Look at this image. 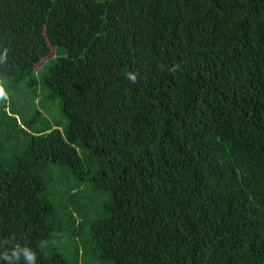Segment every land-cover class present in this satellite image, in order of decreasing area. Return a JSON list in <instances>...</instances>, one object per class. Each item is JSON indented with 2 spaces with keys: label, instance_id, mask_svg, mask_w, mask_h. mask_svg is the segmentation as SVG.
<instances>
[{
  "label": "trees",
  "instance_id": "trees-1",
  "mask_svg": "<svg viewBox=\"0 0 264 264\" xmlns=\"http://www.w3.org/2000/svg\"><path fill=\"white\" fill-rule=\"evenodd\" d=\"M5 50L0 264H264V0H0Z\"/></svg>",
  "mask_w": 264,
  "mask_h": 264
},
{
  "label": "rangeland",
  "instance_id": "rangeland-1",
  "mask_svg": "<svg viewBox=\"0 0 264 264\" xmlns=\"http://www.w3.org/2000/svg\"><path fill=\"white\" fill-rule=\"evenodd\" d=\"M55 55V49L53 47L50 48V52L48 54L47 57L41 59V61L35 66V69H38L41 65H43L46 60L50 57H53ZM49 62V61H48ZM48 62L46 64H48ZM43 65V67L41 68V70H35L34 71V75L35 77L37 78V85H30V86H24L27 88V91H31L33 93V91L35 92H40L41 90V82L39 81V75L42 74L45 69H46V66L47 65ZM33 90V91H32ZM33 99V97H30L29 95H26V101H31ZM34 101L36 102L37 105V108L41 111L42 115L44 117H46L51 123H56L59 125V128L60 129H63L64 126H66V124L68 123V119L66 118V116L63 114L62 110H61V103H60V99L59 98H55V99H45L43 100V103L42 104H39L38 101H39V96H37ZM26 116H29V112H26L25 113ZM31 117V115H30ZM58 172H62V173H66V174H70L69 173V169L67 167H64V166H59L58 168ZM83 188L80 187V190ZM105 199L104 196H101L98 195V197L95 198V203L97 205H101L100 202H102L103 200ZM98 208L100 206H97ZM92 213V212H91ZM79 221V219L77 220ZM87 223L84 224L83 228L81 230L78 229L79 231V234H78V237L80 235H86L87 232H88V227H87ZM66 240L65 238H62V242L63 244L66 243ZM67 248H70V246L68 245V243L66 244ZM80 251H81V248H80ZM82 260V258H81Z\"/></svg>",
  "mask_w": 264,
  "mask_h": 264
},
{
  "label": "clouds",
  "instance_id": "clouds-1",
  "mask_svg": "<svg viewBox=\"0 0 264 264\" xmlns=\"http://www.w3.org/2000/svg\"><path fill=\"white\" fill-rule=\"evenodd\" d=\"M6 53L7 50H5L4 53L0 54V63H2L3 60L6 58ZM127 78L130 81L135 82L137 77L135 73L129 72L127 74ZM0 99H7V93L4 91V88L2 86H0ZM23 251L25 252V258L28 264H36L37 258L35 252L32 251L30 248H25L23 249Z\"/></svg>",
  "mask_w": 264,
  "mask_h": 264
}]
</instances>
